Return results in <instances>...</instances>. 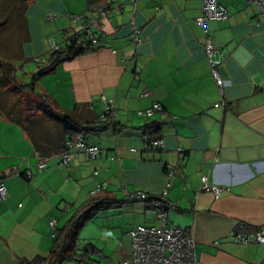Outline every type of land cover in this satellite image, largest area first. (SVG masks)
Segmentation results:
<instances>
[{
  "label": "crops",
  "instance_id": "obj_1",
  "mask_svg": "<svg viewBox=\"0 0 264 264\" xmlns=\"http://www.w3.org/2000/svg\"><path fill=\"white\" fill-rule=\"evenodd\" d=\"M4 2L11 4L9 12L20 4ZM217 2L228 18L208 21L206 28L220 62L221 91L196 20L201 0L27 1L17 58L29 63L31 76L42 65L39 57L49 58L52 36L61 43V31L80 29L74 16L94 18L93 7L108 11L97 28L102 40L59 62L33 91L17 88L30 75L19 82L12 67L0 65V172H8L0 201V264L47 258L54 238L49 221L55 220L56 232L99 183H105L99 194L129 200L99 210L81 227L76 246L79 252L91 248L88 259L61 264H120L130 257L129 231L158 224L153 209L134 195L161 197L167 170H172L168 201L175 207L168 223L190 233L198 264L264 263V243L231 238L236 229L246 234L264 229V16L247 0ZM8 93L26 94L34 109L21 107ZM40 95L63 112L77 107L81 121L97 120L101 98L110 100L117 127L83 136L100 154L90 158L76 150L64 165L58 152L46 156V168L37 171L40 152L56 150L63 137V123L32 99ZM154 103L161 110L137 114ZM32 109L42 111L41 117L32 116ZM151 122L160 127L155 148L143 138ZM27 169L32 176L21 174ZM203 176L224 191L215 197L203 190Z\"/></svg>",
  "mask_w": 264,
  "mask_h": 264
},
{
  "label": "built area",
  "instance_id": "obj_2",
  "mask_svg": "<svg viewBox=\"0 0 264 264\" xmlns=\"http://www.w3.org/2000/svg\"><path fill=\"white\" fill-rule=\"evenodd\" d=\"M109 1L113 2L115 0ZM247 3L254 5L258 13L264 16V0H247ZM93 9L98 13V16L94 18L77 15L73 17L74 20L79 23L80 29L76 31H61V43H58L53 36L49 39L50 54L57 51L63 43L69 40V38H77L78 31L84 32L86 37L93 44H98L102 40V33H100L97 28L101 26L100 20L106 15L108 10L107 8L98 9L96 7H93ZM227 18L226 9L220 5L217 0H201V12L196 20L202 27L204 33V51L211 66L212 76L220 91L223 89L224 81L218 71L220 62L215 58L214 47L207 35L206 24L208 21H224ZM135 41H138V39H135ZM46 61L47 60H42V65H45ZM101 99L104 105L102 113L98 116V121L100 122L99 126H102L105 121H113L115 116L112 102L106 100L104 97ZM216 106H218V104H216ZM155 110H161V105L154 103L145 110L137 111V114L149 117ZM143 138L149 141L147 135H144ZM159 142V139L149 141L152 148H155ZM76 150L83 151L90 158H95L101 152V149L97 146L88 145L82 136H77L75 140L67 141L65 149L58 153L61 163L67 165L72 158V153ZM47 159L48 157L46 156H39V160L36 164L37 171L46 168ZM13 172L17 173L15 169H13ZM94 173L96 174L97 172L95 171ZM21 174L25 177L32 176L30 169L25 170ZM5 175H8V172H0V201L6 197V187L3 182V177ZM171 176L172 170H167L164 176V188L161 192V197L159 200L152 201V209L158 220V224L156 226L138 225L129 231L131 239L130 257L123 260L120 264H198L194 253V241L190 233L185 228L169 225L168 223V211L175 208L174 205L168 201V188L171 185ZM201 183V188L210 191L215 197L219 196L224 191V187L208 183L206 176L201 177ZM104 190L105 183H99L92 191V194ZM144 197L141 193H136L134 195L136 199ZM49 225L53 229L54 236L56 229L55 220L51 219ZM231 238L242 244H248L250 242L264 243V229L260 228L248 234L236 229L231 233Z\"/></svg>",
  "mask_w": 264,
  "mask_h": 264
},
{
  "label": "trees",
  "instance_id": "obj_3",
  "mask_svg": "<svg viewBox=\"0 0 264 264\" xmlns=\"http://www.w3.org/2000/svg\"><path fill=\"white\" fill-rule=\"evenodd\" d=\"M27 1L28 0H20V7L24 9ZM89 2L91 3L92 0H89ZM91 45L97 44H93L86 37L84 32L78 31L77 38H69V40L63 43V45L57 51H54L49 55L46 64L40 65V69L32 74L30 82L27 85H17L18 91H23V89L26 87L29 90L33 91L35 83L42 75L51 72L59 62L70 60L78 55L83 54ZM0 65L2 64L0 63ZM7 65V63H4L3 66L5 67ZM46 97L48 96H39V99L42 101L40 103V106L43 108L42 110H44L49 116L63 123V137L61 136V138H59L60 140H58V148L56 150L48 152L38 151L44 156H49L63 151L66 147V142L75 140L77 136L83 137L88 133L95 134L102 130H106L110 126H114L115 128L117 127V125L113 121H105L102 126H99L100 122L98 121V118L97 120L87 119L86 121H81L77 117V107L69 112H63L56 109L55 106L46 99ZM27 126L28 125L25 126L26 130L29 131V128ZM159 130V123H148L143 127V136L147 135L149 137V141L153 139H159ZM56 137H58V134H56L54 138ZM149 141H147L148 145L150 144ZM33 142L36 143V140L34 139ZM159 199L160 197L154 196H150L145 200L139 198V200L146 202V204L151 209L152 201ZM128 200L127 198L116 199L99 193L90 195V197L85 202L76 207L74 213L65 222V224L60 229L56 230L53 236V244L48 252L47 258L38 256L35 257L31 262H27V264H37L41 261H46L47 264H61L64 260L70 258L80 261L88 259V254L91 248L85 247L84 249H82V251L79 252L76 246L78 232L81 227L87 221H89L99 210L119 206L122 203L128 202Z\"/></svg>",
  "mask_w": 264,
  "mask_h": 264
},
{
  "label": "rangeland",
  "instance_id": "obj_4",
  "mask_svg": "<svg viewBox=\"0 0 264 264\" xmlns=\"http://www.w3.org/2000/svg\"><path fill=\"white\" fill-rule=\"evenodd\" d=\"M18 2V1H17ZM4 4V5H3ZM10 4V3H9ZM16 4V1H14V5ZM11 5V4H10ZM10 5L7 4V2L0 3V63L4 65V63H7L8 66L13 68V72H15L17 81H27L29 79V74L32 72V69L28 67V62H21L17 58L18 55V49L19 45L21 44L23 38H24V32L22 28V21L20 20V15L22 14V7L20 5H17L18 9L11 10L10 12L7 11L10 9ZM12 28L15 29V32H12ZM14 56V57H11ZM44 57H39V61L43 60ZM35 64V62L33 61ZM1 68V67H0ZM15 68V69H14ZM2 70L0 69V72ZM3 87V85L0 84V87ZM1 90V88H0ZM27 90H29L27 88ZM7 95V97H14L17 100L18 105H21V107L27 108L29 105L28 99L29 96L23 93H16V94H10ZM32 99L39 101V96L35 97L32 96ZM28 104V105H27ZM29 106L33 107L34 105L30 104ZM32 109V116H38L41 117V114L43 113L39 109L33 110ZM43 121H40V125H44ZM25 124H27L25 122ZM46 127V126H45ZM29 135V134H28Z\"/></svg>",
  "mask_w": 264,
  "mask_h": 264
}]
</instances>
